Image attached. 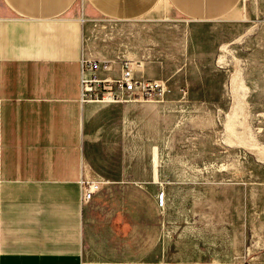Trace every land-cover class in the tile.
<instances>
[{
    "label": "crops",
    "instance_id": "1",
    "mask_svg": "<svg viewBox=\"0 0 264 264\" xmlns=\"http://www.w3.org/2000/svg\"><path fill=\"white\" fill-rule=\"evenodd\" d=\"M162 1L211 22L241 0H0V264H218L158 250L156 167L126 144L125 105L79 100L86 20L135 21ZM108 120L118 139L100 134ZM82 179L106 183L83 201Z\"/></svg>",
    "mask_w": 264,
    "mask_h": 264
},
{
    "label": "rangeland",
    "instance_id": "2",
    "mask_svg": "<svg viewBox=\"0 0 264 264\" xmlns=\"http://www.w3.org/2000/svg\"><path fill=\"white\" fill-rule=\"evenodd\" d=\"M164 4L130 22L88 18L82 40L88 58L143 60L145 78L167 83L163 99L122 110L126 144H140V162L156 167L151 191L166 195L158 250L178 262L264 264V0L211 22ZM100 128L119 138L111 120Z\"/></svg>",
    "mask_w": 264,
    "mask_h": 264
},
{
    "label": "built area",
    "instance_id": "3",
    "mask_svg": "<svg viewBox=\"0 0 264 264\" xmlns=\"http://www.w3.org/2000/svg\"><path fill=\"white\" fill-rule=\"evenodd\" d=\"M80 103L121 105L163 99L167 83L143 76V60L124 59L119 62L82 57L80 61ZM82 199L90 201L106 182L81 180ZM164 203V194L160 196Z\"/></svg>",
    "mask_w": 264,
    "mask_h": 264
},
{
    "label": "bare ground",
    "instance_id": "4",
    "mask_svg": "<svg viewBox=\"0 0 264 264\" xmlns=\"http://www.w3.org/2000/svg\"><path fill=\"white\" fill-rule=\"evenodd\" d=\"M229 129H230V128H229ZM164 197H165V195H164ZM158 199H159V204H160V194H159V198H158ZM164 201H165V199H164ZM163 205H164V203H163Z\"/></svg>",
    "mask_w": 264,
    "mask_h": 264
}]
</instances>
